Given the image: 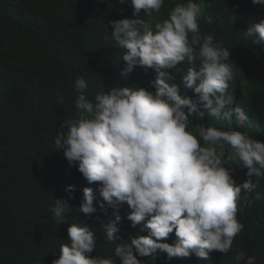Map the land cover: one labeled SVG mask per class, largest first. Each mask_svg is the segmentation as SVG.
I'll return each mask as SVG.
<instances>
[{
    "label": "clouds",
    "instance_id": "obj_1",
    "mask_svg": "<svg viewBox=\"0 0 264 264\" xmlns=\"http://www.w3.org/2000/svg\"><path fill=\"white\" fill-rule=\"evenodd\" d=\"M251 3L264 5V0ZM130 4L136 18L110 21L111 41L125 50L121 75L140 67L155 78L147 87L113 86L90 100L88 82L78 76L77 116L60 124L55 150L63 152L69 167H76L88 184H97L102 199L94 204L93 188L84 187L79 212L112 210L101 223L107 241H125L116 235L124 203L131 227L140 225V232H147L116 245L114 256L120 264H144L138 257L159 253L169 264H181L193 255L207 259L213 251L226 255L244 227L236 219L237 201L242 190L252 192L256 184L251 179L237 184L233 169L222 166L221 156L230 148L239 166L247 169V177H264V142L245 132L203 125L198 139L186 129L190 117L247 120L239 106L226 108L224 95L236 79L228 62L231 51L213 43L212 34L201 33V5L196 0L176 3L160 22L152 21L150 14L160 13L164 0H130ZM141 10L150 24L139 18ZM244 36L253 44H264V20L251 23ZM171 73L194 96H182ZM58 102L63 104L62 96ZM64 190L67 199H55L49 208L58 222L72 208L68 200L75 199L74 185ZM173 233V242H166ZM67 240L52 264H115L111 257L91 255L97 236L88 225L71 224ZM245 264H256V257L248 256Z\"/></svg>",
    "mask_w": 264,
    "mask_h": 264
},
{
    "label": "trees",
    "instance_id": "obj_2",
    "mask_svg": "<svg viewBox=\"0 0 264 264\" xmlns=\"http://www.w3.org/2000/svg\"><path fill=\"white\" fill-rule=\"evenodd\" d=\"M181 2L186 0H164L161 12L151 13L150 19L162 21ZM196 2L201 5V33L212 34L213 43L231 51L228 62L236 79L224 95L226 108L239 106L247 120L190 117L186 130L199 139L201 125L213 126L245 132L264 142V44H253L244 36L251 23L264 20V5H252L251 0ZM145 13L141 10L138 16L150 24ZM123 18H136L130 0L123 4L120 0H0V264H52L61 244L68 243L67 228L73 223L88 225L96 234L91 255L111 257L115 264H120L114 256L118 243L127 242L130 235H147L140 232V225L131 227L124 203L116 235L125 241H107L101 223L112 210L79 212L84 187L93 188L94 204L102 199L97 184H88L76 167H69L54 144L60 124L77 116L74 82L78 76L87 80L90 100L113 86L147 87L155 78L140 67L121 75L125 50L111 41L110 21ZM172 76V82L181 85L182 96H194L180 78ZM61 96L63 104L58 102ZM221 160L222 166L233 169L237 184L246 179L256 184L252 192L242 190L237 201L236 219L244 227L226 255L213 251L209 259L193 255L181 264H245L248 256L264 264V177H247V169L239 166L230 148H225ZM67 185L75 186V199L68 200L72 208L58 222L49 208L55 199H67ZM174 237L170 234L166 242L172 243ZM163 255L138 259L144 264H169Z\"/></svg>",
    "mask_w": 264,
    "mask_h": 264
}]
</instances>
